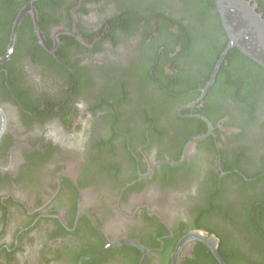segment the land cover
<instances>
[{
	"label": "flooded vegetation",
	"instance_id": "1",
	"mask_svg": "<svg viewBox=\"0 0 264 264\" xmlns=\"http://www.w3.org/2000/svg\"><path fill=\"white\" fill-rule=\"evenodd\" d=\"M19 1L0 0V264H264V89L263 117L237 112L213 1ZM190 34L218 48L192 78L170 61Z\"/></svg>",
	"mask_w": 264,
	"mask_h": 264
},
{
	"label": "trees",
	"instance_id": "2",
	"mask_svg": "<svg viewBox=\"0 0 264 264\" xmlns=\"http://www.w3.org/2000/svg\"><path fill=\"white\" fill-rule=\"evenodd\" d=\"M27 0H21L19 1L18 4H23L25 3ZM208 1V0H207ZM2 2H6V0H2ZM45 2L53 4L52 0H46ZM17 4V5H18ZM201 12L203 13L204 11L201 10ZM43 25V23H42ZM182 38V37H179ZM186 38V39H184ZM180 40V42L186 44L183 47V51L178 54V56H174L170 61L175 64L177 66V68L180 69V72L178 75H184L187 76L189 78H192L193 76L198 77L200 76V70H201V66L203 63L207 62L211 59H214V57L216 56V53L218 51V48L215 50H209V54L206 50L199 48L197 42H196V37L192 38V34H190L187 37H184ZM188 40V41H187ZM223 46V45H222ZM175 47L174 44H171L169 46L170 50H173ZM195 49V50H194ZM18 50L16 48V52L14 53V56L17 54ZM232 54H230L229 56L233 55L235 56V59H239L238 64L241 62L243 63V66L239 67L238 70L239 72L235 75L237 78H240L243 76H246L242 79V84L243 87L245 88V90H243V94L240 98H236V102H237V106L240 109H237V112H239V114H241L243 117H245V113H247L249 115L247 120H251L254 118H258V117H263L261 115H255L252 111V108H254L257 105L258 100L260 101L259 95L263 92L264 89V69L262 67H260L257 63H255L254 61H252L251 59H248V57L244 56L243 54H241L239 51L237 50H232V52H230ZM34 59V58H33ZM161 61L163 63H167L169 61L168 57L166 56V53H162L161 55ZM251 66V67H250ZM235 67H237L235 65ZM164 72V69L160 67L159 69V75L162 76ZM224 72V67L221 68L220 73ZM225 75H228V73H224ZM233 76H229V78H233L234 82L236 84H240V81ZM200 82V81H199ZM217 86V79L216 82L214 83V86ZM212 87V89H213ZM173 90L175 91V88H173ZM258 92V93H257ZM257 110V108H256ZM257 113V111H256ZM262 121V118H261ZM264 126V121L261 123ZM262 134V133H261ZM259 172L260 173H264V162L261 165V167L259 168ZM260 181H262L264 183V174L260 175L259 178ZM242 186V185H241ZM254 191H256V187L253 186ZM261 198H264V193H262L261 195L257 196L255 199L259 200ZM251 214L254 215L253 220L257 223L260 224L261 223V227L260 229L262 230V232H256V236L253 240V246L260 248L263 252V248H264V208L260 209V208H255V209H251L249 208V213L247 212V217H249ZM253 220H249L248 223L245 224H252ZM244 224V225H245ZM253 230H255V228L253 227ZM252 252L246 253V254H251ZM244 259H251L249 257H244ZM258 261L256 262H251V264H257Z\"/></svg>",
	"mask_w": 264,
	"mask_h": 264
},
{
	"label": "water",
	"instance_id": "3",
	"mask_svg": "<svg viewBox=\"0 0 264 264\" xmlns=\"http://www.w3.org/2000/svg\"><path fill=\"white\" fill-rule=\"evenodd\" d=\"M212 1L215 5L219 22L221 23L227 37V42L222 51L221 57L217 62L215 70L218 69L227 53L232 49L240 51L264 69V16L256 3L251 0ZM27 11L31 13L32 19L37 27L38 12L31 2L19 12L16 18L17 23H15V25L18 26V22H20L22 16ZM16 28L17 27L14 28V32L9 41V50H11L15 39ZM36 32L39 33L37 28ZM62 32H72L75 34V31L60 28L55 31L54 36ZM53 38L57 43V38ZM201 137L202 135L194 138L189 144ZM220 262L221 264H224L221 258Z\"/></svg>",
	"mask_w": 264,
	"mask_h": 264
},
{
	"label": "rangeland",
	"instance_id": "4",
	"mask_svg": "<svg viewBox=\"0 0 264 264\" xmlns=\"http://www.w3.org/2000/svg\"><path fill=\"white\" fill-rule=\"evenodd\" d=\"M205 1H207V0H205ZM196 8H202V9L206 8V9H208V8L205 6V4H204V3H199V2H198V3L194 6V8H193V10H192V14H191V17H192L194 20H198L197 17H199V16H201V17L204 18V17H205L204 14L199 15V14L196 13ZM211 22H213V18H212V16H210L209 18L207 17L206 20H204V21L202 22V27H206V28H207L208 26H210ZM207 24H208V25H207ZM206 25H207V26H206ZM195 29H196V30H195ZM193 30H194V32H196V31H197V27L193 28ZM96 78L100 79V77H99L98 75H96ZM101 86H102L103 89H104V87H105V83H102Z\"/></svg>",
	"mask_w": 264,
	"mask_h": 264
}]
</instances>
